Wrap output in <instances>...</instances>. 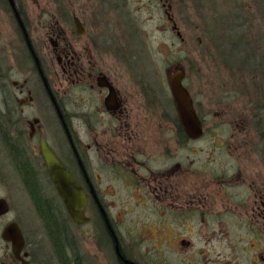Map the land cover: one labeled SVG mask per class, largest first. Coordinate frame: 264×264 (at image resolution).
Segmentation results:
<instances>
[{
    "label": "flooded vegetation",
    "instance_id": "af4514ba",
    "mask_svg": "<svg viewBox=\"0 0 264 264\" xmlns=\"http://www.w3.org/2000/svg\"><path fill=\"white\" fill-rule=\"evenodd\" d=\"M259 1L233 0L238 31L260 16ZM131 2L135 39L151 41L141 26L152 14H138L154 8L162 12L157 29H170L183 42L173 0ZM2 3L0 19L9 25L0 28V154L9 168L25 171L21 186L53 213L58 264H144L138 262L144 253L192 250L200 258L191 256L189 264H207L204 251L237 227L247 234L251 264H264L263 68L197 85L177 64L160 86L164 72L137 71L135 55L127 58L124 45L113 48L98 7L39 8L34 25L25 0ZM177 70L200 123L197 137L184 131L175 107L169 82ZM212 94L221 107L211 116L221 119L222 130L204 128L209 113L202 101ZM237 118L245 120L232 126ZM45 146L82 187L87 222L70 218L48 174ZM45 184L60 209L51 208ZM6 186L0 170V264H53L41 241L47 231L24 225V207Z\"/></svg>",
    "mask_w": 264,
    "mask_h": 264
},
{
    "label": "rangeland",
    "instance_id": "374dc122",
    "mask_svg": "<svg viewBox=\"0 0 264 264\" xmlns=\"http://www.w3.org/2000/svg\"><path fill=\"white\" fill-rule=\"evenodd\" d=\"M173 1L174 9H176L180 21L179 25H181L179 30L182 33L183 42L170 29L164 32L157 29V26L163 24L162 12L153 8L147 12L142 10V16L138 14L140 19L147 17L149 14H152L153 18L152 22H144L145 24L141 26V30H144V33L149 34L151 38V41H149L147 37L144 44H142L141 39L138 37L135 39L132 34L133 4L131 0H37L35 5H32L30 0H25V3L31 11L30 17H32L34 25L39 19L36 16L38 10L42 11L40 9L50 12L55 11L56 13L58 5H61L62 9L66 11L74 4L76 7L79 6L80 12L83 11V7L89 6L91 10L98 7L95 11L103 15L101 16V23L104 22L102 25L106 30L109 42L112 41L113 43V48H122L124 45V55L128 56L127 58L135 55L136 57L131 62L133 66H137V71L144 72L147 69V71L158 70L164 72L159 74L160 86L166 85L167 74L172 69L177 68L178 65H182L185 75L190 76L192 83L197 85L209 80L215 83L230 74L236 79L247 78L252 70L257 67L264 70V0L259 1L258 12L260 16L252 15L249 17L250 21L254 17L259 18H254V25L250 27L249 34L244 32V28L250 24V21L247 26L242 22L241 29L239 28L240 31L236 28L237 19L234 16L236 11L234 8L235 1L233 2V0ZM255 1L251 0V5L255 4ZM2 4V0H0V5ZM245 13L249 14L251 12L245 11ZM239 20L238 22L241 23ZM8 25L6 18L0 19V28L4 32L8 30ZM242 32H244V35H242ZM109 57H111V60H115V56H111V53ZM146 59L149 61L150 68L146 65ZM196 88H199V86ZM196 93L199 95L196 96V99H202V90ZM215 96V94H212V101H208V103L202 101V109L209 113L204 124V128L207 130H222V127H226L220 125L221 119L211 116V111L219 110L221 107L216 104L218 97ZM208 97L209 95L206 96V98ZM237 113L243 114L241 111ZM235 116L237 115L235 114ZM243 120L245 118L234 119L232 126L235 123L240 125V121ZM252 123V121H249L247 125H253ZM0 155V170L2 178L7 182L5 188L7 194L12 195L15 199L14 202L20 206L21 210L22 206L24 207L23 220L27 228L38 230L42 234L47 231L41 241L48 257L52 256L53 264H58L56 253L58 245L56 240L52 238L53 228L45 224L44 219H42L33 199L35 196H32L31 192L29 193L26 188L21 186L19 181L20 174L22 175L25 171L18 172L9 168L10 163L8 160L5 161L3 155ZM44 187L47 194L44 195L51 200V202L49 201L51 208L60 209L58 197L53 198L56 195L51 187L48 184H45ZM3 191L5 190L1 188L0 193ZM221 222L225 223L222 219ZM131 228H134L133 224L127 226L128 230ZM221 240L222 242H218L216 247L204 251V255L207 256V264H251L253 262L252 253L249 250L250 242L247 241V234L244 229L237 227L233 231L223 232ZM86 242V240L80 242L82 247L87 246ZM142 246L145 247L144 244ZM191 256H194L195 259L200 258L196 250L187 251L180 256L177 253L175 256L167 253L160 255L154 253L146 255L144 253L141 256L142 260L138 262L145 260L144 264H189ZM90 261H87L86 264H90Z\"/></svg>",
    "mask_w": 264,
    "mask_h": 264
},
{
    "label": "water",
    "instance_id": "95a60500",
    "mask_svg": "<svg viewBox=\"0 0 264 264\" xmlns=\"http://www.w3.org/2000/svg\"><path fill=\"white\" fill-rule=\"evenodd\" d=\"M181 80V71L177 70L171 76L169 82L171 93L184 131L197 137L201 132L200 123L198 117H196L194 106H192L191 96H188ZM42 153L53 186L56 187L57 193L61 197L70 218L76 224L87 222L88 218L85 217L86 196L82 187L46 146L43 147Z\"/></svg>",
    "mask_w": 264,
    "mask_h": 264
},
{
    "label": "trees",
    "instance_id": "16d2710c",
    "mask_svg": "<svg viewBox=\"0 0 264 264\" xmlns=\"http://www.w3.org/2000/svg\"><path fill=\"white\" fill-rule=\"evenodd\" d=\"M32 196H35V195L33 194ZM33 199H34L35 204L37 205V209L39 210V213H40L42 219H44V221H45V224H48L49 226H51L53 228V224L55 223L53 213L50 212V210H48V209L46 210V208H45V211H43L40 208V205H39L40 201L38 200V198L33 197ZM52 238H54V240H55L54 233H52Z\"/></svg>",
    "mask_w": 264,
    "mask_h": 264
}]
</instances>
